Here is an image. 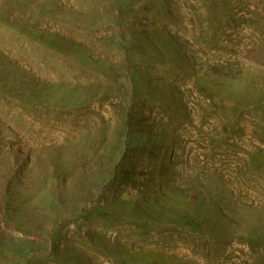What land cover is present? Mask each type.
<instances>
[{"label": "rangeland", "instance_id": "374dc122", "mask_svg": "<svg viewBox=\"0 0 264 264\" xmlns=\"http://www.w3.org/2000/svg\"><path fill=\"white\" fill-rule=\"evenodd\" d=\"M0 264H264V0H0Z\"/></svg>", "mask_w": 264, "mask_h": 264}]
</instances>
